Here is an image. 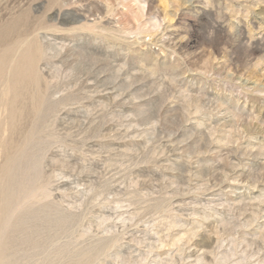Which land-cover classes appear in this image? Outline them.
Returning a JSON list of instances; mask_svg holds the SVG:
<instances>
[{"label": "rangeland", "instance_id": "obj_1", "mask_svg": "<svg viewBox=\"0 0 264 264\" xmlns=\"http://www.w3.org/2000/svg\"><path fill=\"white\" fill-rule=\"evenodd\" d=\"M6 33L0 264H264V0H0Z\"/></svg>", "mask_w": 264, "mask_h": 264}, {"label": "bare ground", "instance_id": "obj_2", "mask_svg": "<svg viewBox=\"0 0 264 264\" xmlns=\"http://www.w3.org/2000/svg\"><path fill=\"white\" fill-rule=\"evenodd\" d=\"M23 15V14H22ZM23 21V20H22ZM21 26V25H20ZM1 38V42H0V44H2V43H7V41L9 40V34L7 35V33L6 34H2V36L0 37ZM9 44V43H8ZM30 48V47H29ZM15 49V48H14ZM7 53V52H6ZM36 54V53H35ZM37 55V54H36ZM2 62L3 61H0V66L2 67ZM28 64V63H27ZM15 67V66H14ZM29 67V69H30V71L33 73V72H35L34 71V69L31 67V66H28ZM3 68V67H2ZM2 68H0V74L2 75H4V70L2 69ZM12 70V69H11ZM8 71H10V70H8ZM35 74V73H34ZM38 77H37V74H35V79H37ZM3 99V98H2Z\"/></svg>", "mask_w": 264, "mask_h": 264}]
</instances>
